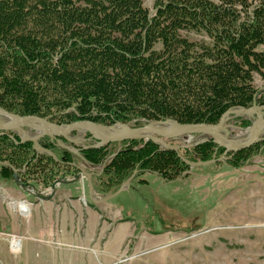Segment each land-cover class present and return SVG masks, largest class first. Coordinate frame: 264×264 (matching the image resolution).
Wrapping results in <instances>:
<instances>
[{"label": "trees", "instance_id": "16d2710c", "mask_svg": "<svg viewBox=\"0 0 264 264\" xmlns=\"http://www.w3.org/2000/svg\"><path fill=\"white\" fill-rule=\"evenodd\" d=\"M251 5L155 0L152 15L143 0H0V107L60 125L79 119L114 125L134 119L216 124L229 109L264 105L252 74L264 69V51L256 49L264 44V0L252 16ZM186 28L206 29L213 45L195 52L180 34ZM239 124L250 125L246 119ZM40 142L58 160L38 154L32 142L1 136L0 161L6 163L0 175L17 180L15 165L42 179H51L47 172L54 168L81 171L72 164L74 152L47 136ZM4 146L12 149L9 158H1ZM255 146L264 148V141L230 151L229 165L238 168ZM119 147L109 143L81 153L99 165ZM122 147L103 165L120 182L146 172L174 180L189 170L186 159L206 161L225 151L212 138L178 152L153 140H126Z\"/></svg>", "mask_w": 264, "mask_h": 264}, {"label": "rangeland", "instance_id": "374dc122", "mask_svg": "<svg viewBox=\"0 0 264 264\" xmlns=\"http://www.w3.org/2000/svg\"><path fill=\"white\" fill-rule=\"evenodd\" d=\"M250 1L252 16L261 0ZM143 3L155 15V0ZM242 17H247L245 12ZM180 34L194 44L195 52L214 43V37L204 28H186ZM162 47V42L155 44L157 49ZM256 49L264 51V44ZM252 74L255 87L264 90V69ZM243 119L250 125L239 124ZM253 119L250 114L230 115L221 132L233 141H242ZM25 130L30 135L38 134L32 127ZM12 133L20 141L17 132ZM69 137L75 144L66 149L75 153L74 162L84 172L59 167L47 172L52 174L51 179H42L36 178L40 173L35 177L26 173L25 165H15L12 169L17 180L0 175V184L18 188L32 204L30 215L25 217L8 203L22 198H8L0 191V229L29 238L23 241L20 254L13 253L1 240L0 264H264V148L252 147L250 159H241L238 168L229 165L227 154L213 164H190L189 170L174 180H163L152 172L134 175L126 187V182L103 171V165L123 148L124 141L111 142L120 147L98 165L81 153L87 145H97L95 135L79 129ZM206 137L211 138L200 133L186 134L169 142L195 145ZM260 138L264 139V132ZM41 139L38 148L43 143ZM4 150L1 158H9L12 149L4 146ZM45 200L48 201L38 202ZM7 222L12 227L19 226V232L9 231Z\"/></svg>", "mask_w": 264, "mask_h": 264}, {"label": "water", "instance_id": "95a60500", "mask_svg": "<svg viewBox=\"0 0 264 264\" xmlns=\"http://www.w3.org/2000/svg\"><path fill=\"white\" fill-rule=\"evenodd\" d=\"M262 109H264V105H257V104H254L247 108H240L233 110L229 109L222 115L219 122L216 124L179 123L175 120L168 119L166 121H148L147 123H143L133 127L119 122L117 123V125L125 126L126 130L122 133L110 134V132L107 131V129L109 128L107 125L97 123L90 119H80L70 124L57 125L51 122L49 117H42L40 115H24V116L17 115L0 107V136L8 135L16 143H24L26 141L33 142L34 149L45 150L46 153L50 154L55 160H58V158L54 152H52L49 149H45L43 147H39V148L37 147L39 139L48 136L57 140V142H59L61 146H65V148L66 147L68 148V145L62 143L61 138H64L67 141L75 144V140L70 138L69 136L71 133L79 130L80 128H85L84 126H90L92 128L90 132L93 133V135H95L96 138L98 139L100 138L103 141V143L121 142L125 140L150 139L161 144L166 149H172L178 152L181 148L186 146H192L193 144H188V145L172 144L169 142L171 139H175L186 134L202 133L207 136H210L215 143H217L220 147H223L225 149L223 156H221V158L219 159H212L209 161H199V162H190L187 160V162H189V164H191L192 167H195L200 165H209L221 161L226 158V155L229 151H240L243 149H247L251 147L253 144L262 140L263 138L259 137L260 133L257 132L258 127L261 124H264V115L263 116L260 115V111ZM257 110H259V112H257ZM249 112H252L253 113L252 115L254 117L250 128L249 139L247 141H234V142H232L231 139H227L226 136H224V134L221 132L222 129L224 128L226 119L230 117V115L248 114ZM164 123H170V125L165 127ZM25 126L32 127L35 130H41V132L33 136H28L26 134L27 131L25 130ZM12 131H16L17 134L21 137L20 141L16 140L15 135L12 133ZM208 140H209L208 137L202 138V140H200L196 144ZM98 147H101L100 144L89 145V146L87 145L85 149L98 148ZM0 163L2 164L6 162L0 161ZM72 164L78 166L76 163H72ZM81 170L82 172H84L83 169ZM85 174L88 175L86 172ZM134 175L135 173L126 181L127 184H129L132 181ZM118 193L119 191L115 194L107 196L105 200L116 196Z\"/></svg>", "mask_w": 264, "mask_h": 264}, {"label": "built area", "instance_id": "2783aa9c", "mask_svg": "<svg viewBox=\"0 0 264 264\" xmlns=\"http://www.w3.org/2000/svg\"><path fill=\"white\" fill-rule=\"evenodd\" d=\"M73 110V109H72ZM136 122V121H133ZM30 133V132H26ZM28 135V134H27ZM84 141V139H83ZM77 143V142H76ZM80 146V145H78ZM40 147V146H39ZM41 152V149L38 152ZM43 153V152H42ZM9 203V207H12L14 210L19 211L21 215L27 217L30 215L31 210V202H29L26 198H22L20 200H12ZM29 239L27 236L15 233V232H7L4 229H0V241L5 240L10 250L15 254H20L23 247V241Z\"/></svg>", "mask_w": 264, "mask_h": 264}, {"label": "bare ground", "instance_id": "6f19581e", "mask_svg": "<svg viewBox=\"0 0 264 264\" xmlns=\"http://www.w3.org/2000/svg\"><path fill=\"white\" fill-rule=\"evenodd\" d=\"M236 109H240V108H236ZM233 110V109H232ZM257 112H259V110H257ZM248 114H250V115H252L253 113L252 112H249ZM263 114H264V109H262L261 111H260V115H262L263 116ZM170 125V123H164V126L165 127H167V126H169ZM39 126V125H38ZM37 126V127H38ZM85 128H80L81 130L83 129V130H85V131H91V127L90 126H84ZM251 128V127H250ZM41 129V128H40ZM35 130V129H34ZM110 130V131H109ZM126 130V127L125 126H121V125H115V126H112V127H109L108 129H107V131L108 132H110V134H113L114 132L115 133H122V132H124ZM38 131V132H37ZM112 131H114V132H112ZM35 132H37V133H39V132H41V130H35ZM257 132L258 133H260V135H259V137L261 136V133H263L264 132V124H261L259 127H258V129H257ZM91 133V132H90ZM28 134V136H33V135H30V133H27ZM36 134V133H35ZM91 134H93V133H91ZM194 134V133H193ZM202 134V133H201ZM249 135H250V130H247L246 131V137L244 138V140H242V141H247L248 139H249ZM225 136V135H224ZM226 138L227 139H229L227 136H226ZM96 139H98V138H96ZM150 140V139H149ZM262 140H264V139H262ZM262 140H260V141H262ZM232 142H234L233 140H232ZM259 142V141H258ZM101 143H103V141L99 138L98 139V143H97V145H99L100 144V146L102 147V145L103 146H105V145H107V144H109V143H103V144H101ZM187 147H189V146H186V147H183V148H187ZM220 147V146H219ZM99 148V147H98ZM223 148V147H222ZM182 149V148H181ZM36 150H39V149H36ZM41 151H43V152H45L46 153V151L45 150H41ZM230 152V151H229ZM228 152V153H229ZM227 153V154H228ZM187 162V161H186ZM188 163V162H187ZM129 184H125V186L127 187ZM123 187L124 189L126 188V187Z\"/></svg>", "mask_w": 264, "mask_h": 264}, {"label": "crops", "instance_id": "0c3cea01", "mask_svg": "<svg viewBox=\"0 0 264 264\" xmlns=\"http://www.w3.org/2000/svg\"><path fill=\"white\" fill-rule=\"evenodd\" d=\"M18 189V188H17ZM13 185L11 186L10 184H0V191L2 190V193H4L8 198H25L23 192L21 190H17ZM57 195V192L55 194H53L54 198ZM52 200V199H50ZM48 200L45 201H38V202H47ZM5 211V210H4ZM8 226L11 228L9 231H16L19 232L20 227L19 226H13L11 223H6V228H8Z\"/></svg>", "mask_w": 264, "mask_h": 264}]
</instances>
